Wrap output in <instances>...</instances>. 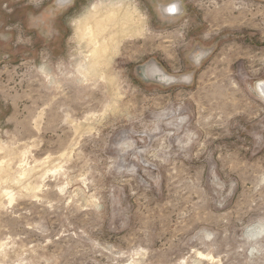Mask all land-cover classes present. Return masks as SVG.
Masks as SVG:
<instances>
[{
	"label": "rangeland",
	"instance_id": "374dc122",
	"mask_svg": "<svg viewBox=\"0 0 264 264\" xmlns=\"http://www.w3.org/2000/svg\"><path fill=\"white\" fill-rule=\"evenodd\" d=\"M98 1L0 0V264H264V0H136L113 86Z\"/></svg>",
	"mask_w": 264,
	"mask_h": 264
},
{
	"label": "bare ground",
	"instance_id": "6f19581e",
	"mask_svg": "<svg viewBox=\"0 0 264 264\" xmlns=\"http://www.w3.org/2000/svg\"><path fill=\"white\" fill-rule=\"evenodd\" d=\"M59 1L65 4L68 0ZM146 21V16L140 13L136 5L131 6L124 0H100L94 3L87 13L74 24L76 40L81 49V59L76 60L80 77L84 81L104 78L108 79L112 86L115 85V78L108 75L107 68L120 50L121 43L125 41L122 39L141 35L145 31ZM156 74L162 80H173L159 70ZM258 90L264 96V82L259 83ZM2 173H5L4 170H0V180H2ZM3 193L9 197L11 203L13 201L11 193L0 190V196Z\"/></svg>",
	"mask_w": 264,
	"mask_h": 264
},
{
	"label": "flooded vegetation",
	"instance_id": "af4514ba",
	"mask_svg": "<svg viewBox=\"0 0 264 264\" xmlns=\"http://www.w3.org/2000/svg\"><path fill=\"white\" fill-rule=\"evenodd\" d=\"M135 2H136V7L138 8V3H137V1L135 0ZM170 9V11H172V12H174V11H177L178 10V8H177V6L176 5H172V7L171 8H169ZM174 9V10H173ZM147 18V17H146Z\"/></svg>",
	"mask_w": 264,
	"mask_h": 264
},
{
	"label": "water",
	"instance_id": "95a60500",
	"mask_svg": "<svg viewBox=\"0 0 264 264\" xmlns=\"http://www.w3.org/2000/svg\"><path fill=\"white\" fill-rule=\"evenodd\" d=\"M171 8V7H170ZM168 11H170V9L168 8ZM170 12H172V11H170ZM175 12V11H174ZM174 12H172V13H174Z\"/></svg>",
	"mask_w": 264,
	"mask_h": 264
},
{
	"label": "snow or ice",
	"instance_id": "6c2138e0",
	"mask_svg": "<svg viewBox=\"0 0 264 264\" xmlns=\"http://www.w3.org/2000/svg\"><path fill=\"white\" fill-rule=\"evenodd\" d=\"M174 10V9H173Z\"/></svg>",
	"mask_w": 264,
	"mask_h": 264
}]
</instances>
